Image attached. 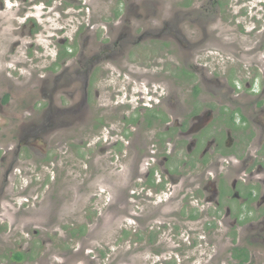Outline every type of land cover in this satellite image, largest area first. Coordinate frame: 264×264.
I'll return each instance as SVG.
<instances>
[{
	"label": "rangeland",
	"instance_id": "374dc122",
	"mask_svg": "<svg viewBox=\"0 0 264 264\" xmlns=\"http://www.w3.org/2000/svg\"><path fill=\"white\" fill-rule=\"evenodd\" d=\"M56 1L53 3L56 13H51L43 8L45 0H0V264H16L9 261L8 256L15 252L26 255L17 264H211L212 254L218 255L212 264H237L231 258L232 246L227 243L231 235L230 226H220L219 231L213 234L203 230L201 224L184 222L187 223L184 226L185 218H181L178 212L181 202L174 200L166 205L167 200L163 201L166 195L145 183L144 171L142 176L137 174L134 164H142L141 158L162 159L172 146L167 142V134L163 136L164 141L157 144L153 129L146 132V136L144 132H140V136L135 133L136 118L146 115L145 111L138 109L142 105L138 98L140 90L146 95L147 84H134L132 87V76L140 67L126 68L122 60H111V65L106 64L109 60H100L102 62L94 67L99 76L92 85L98 90V99L92 101L95 107L93 123L88 118L78 121L69 115L51 117L56 125L48 128L46 140L39 139L32 147L21 144L20 151H17L19 162L11 175H5L7 162L15 155L19 143L18 137L13 135L18 128L28 124L29 119L38 123L40 111L47 107H43L46 100L39 94V82L42 83L48 69L56 68L52 59L56 47L78 41L76 29L81 16L78 17L76 9L64 0H58L57 3L61 4L56 8ZM142 1L134 0L129 7ZM183 1H162L158 9L165 15L161 18L169 16L175 19L172 7L184 10ZM201 1L215 7L208 0ZM191 2L199 6L198 0ZM231 4L232 0L225 4L224 16L216 21L215 26L218 31H226L230 38H236L233 39L235 45L231 40L225 41L226 45L214 56H208V52L202 53V48H197L193 60L206 56L208 61L211 60L207 63V70L203 67L197 70L198 81L202 73L208 76L218 68L223 71L219 77L226 80L225 75L231 66L233 69V63L234 68L236 66L240 70L248 65L244 64L245 60L237 62L232 53L235 49L250 46V40L243 35L247 34L251 23L244 22L247 15L244 12L234 19L230 14L226 15V8ZM235 4L233 10L237 6L249 9L254 5L248 0ZM155 5L152 7L156 8ZM91 6L93 11L89 10L88 20H94L95 25L100 23L98 19L102 15L118 8L114 0L109 3L93 0ZM207 14L199 7L198 12L186 17L193 19L199 16L201 19ZM256 14L262 20L256 21L255 25L262 26L264 31V15L257 11ZM181 21V33L198 34L194 24L189 26L184 19ZM238 22L244 27L238 28ZM156 31L160 34L159 28ZM235 31L238 33H232ZM249 33L254 36V33ZM153 41L160 44L161 40H146L140 42L139 47L148 48ZM134 46H129L124 56ZM148 51L157 54L146 57L139 52L137 60L158 62L151 69L159 76L158 79L164 84V79L173 76L174 81L171 80L179 99H186V104L191 102L190 86H185L184 77L176 72L182 66L183 50L171 41L162 46L154 44ZM135 57V52L131 53L130 58L134 60ZM108 75L110 77H106ZM131 88L135 92L131 90L134 95L129 96ZM121 89V94L113 99L112 94ZM70 92L69 89L61 96L68 106L75 101L70 98ZM224 93V88L209 85L203 97L213 101ZM148 98L143 100L150 102ZM52 106L60 107L58 104ZM97 119L101 120L98 125L94 123ZM106 120L109 126L101 128ZM66 122V126L59 127ZM127 123L131 126L126 127ZM177 135L176 132L169 142L178 141ZM183 152L176 149L171 153V158L176 156L177 159L171 160L170 167L184 177L189 172L192 176L198 174L199 171H190L189 165L180 162ZM181 166L184 171H180ZM164 169L163 165L157 166L155 184L158 185L157 179L162 178ZM186 215V212L182 213V216ZM174 225L179 226L181 233H171L170 228ZM193 241L197 243L193 245ZM162 257L171 261H158ZM252 262L264 264V260Z\"/></svg>",
	"mask_w": 264,
	"mask_h": 264
},
{
	"label": "flooded vegetation",
	"instance_id": "af4514ba",
	"mask_svg": "<svg viewBox=\"0 0 264 264\" xmlns=\"http://www.w3.org/2000/svg\"><path fill=\"white\" fill-rule=\"evenodd\" d=\"M54 1L45 0L43 8L56 13L53 9ZM57 1L56 8L61 4ZM101 1L110 2V0ZM162 1L177 3L179 0H143L131 7L129 6L134 3V0H114L118 8L107 15H102L98 19L100 23L95 25L94 20L91 22L88 20L89 12L93 11L91 6L93 0H64V3L76 9L78 17L81 16L76 29L78 41L76 44L72 42L70 45L55 46L56 53L52 59L56 68L48 69L47 75L41 80L42 83L39 82V94L46 100L43 107H47H42L38 123L34 119H29L28 124L23 125L21 129L18 128L17 133L13 135L18 137L19 143L16 145L15 155L7 162L5 175H11L19 162L17 151H20L21 144L32 147L39 139L46 140L49 136L48 128H54L56 125L50 120L51 117L57 118L62 114L75 117L78 121L81 119L85 121L88 118L93 123L95 107L92 101L95 98L98 99V90L92 85L93 80L99 76L94 67L102 62L100 60H109L106 64L110 65L113 62L111 60L116 59V62L122 60L126 68L140 67V70L134 71L135 75L132 76L130 84L132 87L134 84L140 85L145 82L147 84L145 85L146 95H143V91L140 90L138 98L142 103L138 109L141 108L146 115L142 114L140 118H136L135 133L137 135L139 133L140 136V132H144L143 135L146 136L145 133L153 129L152 133L156 136L157 144H161L164 141L163 136L167 134V142L172 146L170 150L165 151L162 159L155 160L151 156L141 158L139 161H142V164H134L137 174L142 176L144 171L145 183L155 187L158 193L166 195L163 200H167L166 205L174 200L181 202L178 212L181 218H185L184 221L182 220L184 226L187 225L184 222L201 224L202 229L209 234L217 233L220 226L223 228L230 226L228 230L231 235L228 236L230 240L227 243L232 246V260L237 264H255L252 261L264 260L262 249L264 247V31L262 26L255 25L256 21L262 20L259 19L260 16H257L256 11L264 15V0H256V3L254 0H248L249 4L252 1L254 5L249 6V9L244 6L240 9L237 6L235 10H233L235 3L238 5L240 0H232L230 8H226V15L230 14L232 19L239 18L240 12H244L245 15L247 14L244 22L251 23L247 34L243 35L250 40V46H245L242 50L235 49L232 53L237 62L246 61L244 63L248 64L246 68L244 70L237 69L236 66L234 68L233 63V69L231 66L226 73L227 76L225 75L226 80L219 77L223 71L218 68L216 72L211 71L208 76L202 73L200 81L196 73L201 67L208 69L207 63L211 61H208V56L217 54L218 50L226 45L225 41L231 40V43L235 45L233 39L236 38H230L226 31H218L215 26L216 21L224 16L225 4L231 0H208V3L215 4V7L207 6L201 0L197 2L199 6H195L191 0H184V10L172 7L171 12L174 16L176 15L175 19L169 16L161 18L165 15L158 9ZM153 5L156 8L152 7ZM199 7L208 12L204 18L200 19L198 16L188 19L186 17L198 12ZM183 19L189 26L194 24L197 27L194 30L199 31L198 34L181 33L180 24ZM238 25V28L244 27L243 23ZM101 27L102 30H100ZM158 28L163 36L156 31ZM249 32L254 33V36L249 35ZM232 33H238V31ZM154 39H160V44L153 41L154 43L150 46L154 44L162 46L163 43L173 41L183 50L182 66L176 72L180 73L182 78L184 77L185 86H190L191 102L188 104L186 99L180 100L177 96L172 82L173 76L164 79L163 84L158 79L159 76L151 70L158 62L155 64L154 60L149 63L142 59L137 60L139 52L146 57L157 54V52L148 51L150 46L139 47L140 42ZM131 45L135 46L124 56ZM199 47L202 48V53L208 52V56L193 60V54L197 53L196 49ZM133 52L136 56L134 60L130 58ZM186 55L189 56L188 59ZM57 69L59 70L56 71ZM126 77L129 78V76ZM209 85L222 87L225 93L219 99L210 101L203 97L204 90L209 88ZM69 89L71 90L70 98L75 99L71 106L61 99L63 94L69 92ZM131 90L134 91L131 88L129 96L134 95ZM121 91L122 89L113 93L112 98L115 99ZM75 94L78 95L77 98ZM147 96L150 102L143 100ZM196 101L199 104L196 105ZM53 104H58L60 107L55 108ZM49 120L50 124L47 125ZM97 120L94 122L96 125L101 121ZM108 123L106 120L101 128L108 127ZM67 124L66 122L59 127ZM130 126L131 124L127 123L126 127ZM176 132L179 140L169 142L173 140ZM176 149L184 151V160L182 158L180 162L183 165H189L190 171H199L198 174L192 176L189 172L187 177H184L181 172L176 174L178 170L170 167L171 160L177 159L176 156L171 158V153ZM146 159L148 160L144 162ZM161 165L165 166V169L161 174L162 178L157 179V185L154 175L157 166ZM180 171H184V168L182 167ZM178 184L181 186L178 187ZM183 212L187 215L182 216ZM172 229L170 228V231L173 234L181 233L177 225H174ZM196 243L193 241V245ZM256 245L258 248L255 247ZM15 253L8 255L12 263L15 261L17 264L26 258L23 254L22 259H16ZM217 256L212 254L211 264ZM158 261H171V259L162 257Z\"/></svg>",
	"mask_w": 264,
	"mask_h": 264
},
{
	"label": "trees",
	"instance_id": "16d2710c",
	"mask_svg": "<svg viewBox=\"0 0 264 264\" xmlns=\"http://www.w3.org/2000/svg\"><path fill=\"white\" fill-rule=\"evenodd\" d=\"M23 254H24V253L16 252V253H15V257H16V259H22V257H24Z\"/></svg>",
	"mask_w": 264,
	"mask_h": 264
}]
</instances>
